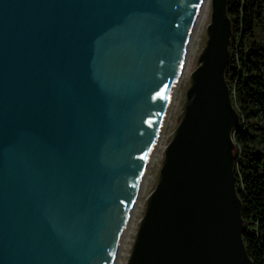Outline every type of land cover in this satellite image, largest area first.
I'll use <instances>...</instances> for the list:
<instances>
[{"label":"water","instance_id":"obj_1","mask_svg":"<svg viewBox=\"0 0 264 264\" xmlns=\"http://www.w3.org/2000/svg\"><path fill=\"white\" fill-rule=\"evenodd\" d=\"M205 0H0V264H116ZM227 0L124 264H251Z\"/></svg>","mask_w":264,"mask_h":264},{"label":"trees","instance_id":"obj_2","mask_svg":"<svg viewBox=\"0 0 264 264\" xmlns=\"http://www.w3.org/2000/svg\"><path fill=\"white\" fill-rule=\"evenodd\" d=\"M226 13L224 78L238 114L232 152L241 239L251 264H264V0H227Z\"/></svg>","mask_w":264,"mask_h":264},{"label":"rangeland","instance_id":"obj_3","mask_svg":"<svg viewBox=\"0 0 264 264\" xmlns=\"http://www.w3.org/2000/svg\"><path fill=\"white\" fill-rule=\"evenodd\" d=\"M209 13L210 5L209 2L206 3L205 0L203 2L200 16L199 18H197L195 30L192 33L190 39L187 54L183 61V66L176 82L172 100L170 102L166 118L164 120V124L161 130V134L158 139V144L154 150L151 162L148 166L144 182L140 194L138 196L132 218L130 220V225L126 233V238H124L122 246L118 253L117 264H124L127 258L132 239L134 237V232L138 224V219L141 216L144 208L145 197L153 187L157 178L158 168L162 159V148L169 139L171 132L179 119V115L182 110L183 103L185 101V91L189 85L190 72L195 68L197 57L206 40L205 29L206 25L209 22Z\"/></svg>","mask_w":264,"mask_h":264},{"label":"bare ground","instance_id":"obj_4","mask_svg":"<svg viewBox=\"0 0 264 264\" xmlns=\"http://www.w3.org/2000/svg\"><path fill=\"white\" fill-rule=\"evenodd\" d=\"M195 30V29H194ZM194 32V31H193ZM188 46H189V44H188ZM188 46H187V49H188ZM186 54H187V52H186ZM186 54H185V56H186ZM185 59V58H184ZM183 66V65H182ZM182 69V68H181ZM169 105H170V103H169ZM133 212H134V210H133ZM133 212H132V215H133ZM129 224H128V227H129V225H130V221L128 222ZM127 231H128V229L126 230V233H127ZM125 238H126V234H125ZM116 264H117V262H116Z\"/></svg>","mask_w":264,"mask_h":264}]
</instances>
